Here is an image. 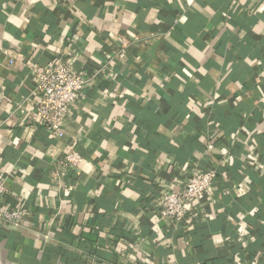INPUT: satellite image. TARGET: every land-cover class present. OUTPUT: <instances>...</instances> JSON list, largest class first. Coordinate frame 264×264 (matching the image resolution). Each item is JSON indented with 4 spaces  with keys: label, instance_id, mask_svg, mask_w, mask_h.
Masks as SVG:
<instances>
[{
    "label": "crops",
    "instance_id": "crops-1",
    "mask_svg": "<svg viewBox=\"0 0 264 264\" xmlns=\"http://www.w3.org/2000/svg\"><path fill=\"white\" fill-rule=\"evenodd\" d=\"M59 56L94 83L56 140L16 106L36 105L25 64ZM0 162L32 210L0 224V264H264V5L0 0ZM213 166L208 218L153 216L170 182Z\"/></svg>",
    "mask_w": 264,
    "mask_h": 264
},
{
    "label": "built area",
    "instance_id": "built-area-1",
    "mask_svg": "<svg viewBox=\"0 0 264 264\" xmlns=\"http://www.w3.org/2000/svg\"><path fill=\"white\" fill-rule=\"evenodd\" d=\"M258 1L264 5V0ZM7 53L8 64H18L17 59L10 52ZM25 65L32 72L33 94L37 99L34 109H29L24 102L16 106L21 125L44 130L56 140L63 139L66 134L65 123L84 97L85 88L94 83V76L77 70L73 61L62 56L55 57L45 65L35 62ZM69 147L63 164L72 169L82 162V158L74 146ZM217 178V168L213 166L207 170H193L182 182H170L158 196L153 216L161 222L173 226L183 225L186 229L197 224L199 218H208V200L214 192ZM11 199L8 175L1 168L0 162V224L23 229L25 222L32 216V210ZM109 249L114 250L119 258H125L128 254L125 248ZM129 250L136 255L140 248L136 245ZM89 264H101V261L93 258Z\"/></svg>",
    "mask_w": 264,
    "mask_h": 264
},
{
    "label": "water",
    "instance_id": "water-1",
    "mask_svg": "<svg viewBox=\"0 0 264 264\" xmlns=\"http://www.w3.org/2000/svg\"><path fill=\"white\" fill-rule=\"evenodd\" d=\"M10 229H12V230H16V228H13V227H9Z\"/></svg>",
    "mask_w": 264,
    "mask_h": 264
}]
</instances>
